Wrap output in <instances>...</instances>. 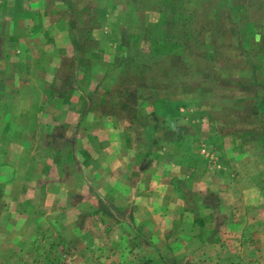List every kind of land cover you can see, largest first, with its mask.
<instances>
[{"label": "rangeland", "instance_id": "obj_1", "mask_svg": "<svg viewBox=\"0 0 264 264\" xmlns=\"http://www.w3.org/2000/svg\"><path fill=\"white\" fill-rule=\"evenodd\" d=\"M0 264H264V0H0Z\"/></svg>", "mask_w": 264, "mask_h": 264}]
</instances>
